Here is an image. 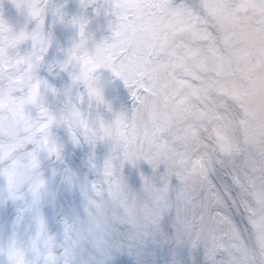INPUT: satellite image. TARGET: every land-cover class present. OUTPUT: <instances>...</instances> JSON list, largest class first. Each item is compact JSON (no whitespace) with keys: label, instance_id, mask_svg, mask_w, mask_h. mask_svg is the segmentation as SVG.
<instances>
[{"label":"clouds","instance_id":"clouds-1","mask_svg":"<svg viewBox=\"0 0 264 264\" xmlns=\"http://www.w3.org/2000/svg\"><path fill=\"white\" fill-rule=\"evenodd\" d=\"M48 5L49 0H38L36 6ZM93 44L89 40V50ZM70 68L78 74L79 62L73 61ZM105 72L116 79L112 71L100 67L92 74L95 86ZM80 84L63 90L54 86L55 91L42 84L37 105L26 106L27 125L7 105L0 110V146L6 153L0 156V177L5 180L0 206L11 201L16 207L11 235L0 243L6 264H16L20 250L26 264H49L52 253L55 264H111L125 254L134 264H156L157 250L168 245L171 259L165 264H179L178 250L197 245L201 264H264V201L249 208L246 244L237 238V223L220 220L211 205L201 203L203 175L189 174V169L202 149L192 136L174 142L188 126V117H171L165 136L128 144L115 131V121L123 117L134 126L147 123L151 98L136 105L129 116L125 108L115 109L105 98L89 95L85 87L81 91ZM0 91L5 100L20 94L9 92L6 82ZM129 152L136 154L137 169H142L140 157L153 159L151 171H141L138 186L130 180ZM173 175L178 183L170 192ZM45 208L56 213V232L49 229ZM169 208L177 213L178 233L162 230L153 217L152 239L141 238V225L148 226L150 215ZM185 226L191 234L184 233ZM213 233L217 239L210 242ZM216 245L225 257L221 261L208 251Z\"/></svg>","mask_w":264,"mask_h":264},{"label":"rangeland","instance_id":"rangeland-1","mask_svg":"<svg viewBox=\"0 0 264 264\" xmlns=\"http://www.w3.org/2000/svg\"><path fill=\"white\" fill-rule=\"evenodd\" d=\"M58 6L61 7L63 19L54 14ZM206 11L211 12L222 33L225 48L231 55L227 57L218 50L216 52L221 86L219 92L226 94L224 88H228L234 77H238L233 72L231 60L236 59L242 71L243 85L235 92L241 95L239 104L243 113L242 128L248 140L257 139L258 142L249 147L253 158L248 177L252 179L264 174V55L260 52L264 48V0H93L91 3L88 0H49L43 35L49 39L50 46L42 65L64 75L72 85L69 74L72 69L61 70L59 64L67 58L73 45L82 40L84 50L80 54L86 52L91 64H101L100 67L112 71L116 78L106 72L100 76L97 86L101 89L102 99L105 98L115 109L125 108L131 116L136 105L151 98L145 113L147 123L134 126L127 118L116 119L115 131L121 138L126 143L133 144L139 143L142 138L165 136L170 128L169 119L185 116V109L178 99V89L173 85L176 70L172 43L181 34H188L194 42L207 41L209 32L205 27ZM74 19L87 22L83 37L78 26L72 23ZM187 19L192 20L191 25L186 24ZM0 20L16 34L22 31L31 33L37 25V20L29 14L28 9L17 8L13 0H0ZM89 40L94 41L91 50L88 49ZM32 48L31 39H27L16 49L8 51L13 56L17 52L26 55ZM37 74L48 80L42 71L37 70ZM79 87L81 91L84 90L83 84ZM189 134L188 128L181 129L174 142L187 139ZM222 148L223 157L228 159L229 153ZM128 155L131 160L130 180L138 186L141 171L150 172L153 159L140 157L142 169H137L136 154L129 152ZM191 165L189 174H197L195 164ZM255 167L259 168L257 172L253 171ZM159 171H163V165ZM176 183L178 178L173 175L169 183L170 192L172 185ZM260 188L264 189L263 185L252 184L251 190L258 199L261 195L258 191ZM44 212L49 220L50 231H57L56 213L48 208ZM3 214L4 218L1 216L0 222L8 219L6 212ZM153 217L162 230L169 234L178 233L180 226L175 210L159 209L150 215L147 227L141 225V238L149 241L152 239L150 229ZM11 222L14 224L12 220ZM12 227L6 226L1 230L2 242L11 235ZM184 233L191 234V228L185 226ZM170 248L171 245H168L163 250H157L156 264H165V260L171 259ZM198 248L179 249V264H195ZM126 258L131 259L134 264L130 256L127 255ZM47 259L49 264H55L56 253L49 255ZM0 261L1 264H6L5 257L0 256ZM16 262L26 264L23 250L16 253Z\"/></svg>","mask_w":264,"mask_h":264},{"label":"bare ground","instance_id":"bare-ground-1","mask_svg":"<svg viewBox=\"0 0 264 264\" xmlns=\"http://www.w3.org/2000/svg\"><path fill=\"white\" fill-rule=\"evenodd\" d=\"M205 15V27L209 32L207 41L194 42L188 34H181L172 43L176 70L173 85L178 89V99L185 109V116L188 117V137H195L202 149L201 155L192 160L197 174H202L205 181L201 203L211 205L220 220L237 223V238L246 244L250 238L247 219L251 214L249 208L256 202L264 201V189L258 190L261 194L258 199L251 190L252 184L264 187V174L256 175L252 179L248 177L251 173L249 165L253 158L249 147L258 142L257 139L248 140L242 128L243 114L239 104L241 95L235 93L236 89L243 85L242 71L240 65H237L238 61L231 60L233 72L238 77H234L231 85L224 88L226 94H221L216 52L218 50L227 57L231 55L225 48L222 33L216 26L211 12L206 11ZM186 24L191 25L192 20L187 19ZM59 39L63 43L61 36ZM38 70L42 71L49 83L57 89L63 90L71 86L66 77L56 70L47 69L44 65ZM222 147L229 153L228 159L223 157ZM257 170L258 167L253 169L256 172ZM4 182V178L0 177V195L5 189ZM65 206L67 207V203ZM5 212L8 219L6 222H0V232L6 226H13L11 220L15 222L16 207L11 201L0 206V217ZM56 219L55 215V221ZM58 227L57 224V229ZM216 239L215 233L209 236L210 242ZM1 240L0 238V243ZM208 251L216 261L225 259L221 255L222 249L219 245L209 246ZM126 256L127 254L117 255L111 264H128L124 258ZM195 264H201L199 253Z\"/></svg>","mask_w":264,"mask_h":264},{"label":"snow or ice","instance_id":"snow-or-ice-1","mask_svg":"<svg viewBox=\"0 0 264 264\" xmlns=\"http://www.w3.org/2000/svg\"><path fill=\"white\" fill-rule=\"evenodd\" d=\"M17 8L26 7L29 14L37 20L36 28L31 32L13 33L9 26L0 20V84L7 83L9 92H18L19 95L9 96L7 100L0 91V110L6 105L9 110L19 119L23 120L27 125L29 115L26 114V106L37 105V97L42 84L50 86L55 91V87L50 85L48 80L41 78L37 74V70L41 67L45 53L48 51L50 41L43 35V25L45 23L46 7H37L38 0H13ZM47 2V0H45ZM89 3L93 0H88ZM54 14L63 19L61 7H56ZM72 23L78 26L80 35H84V27L86 21L74 19ZM31 39L33 48L26 55L19 54L10 55L9 49H16L17 46ZM83 41H79L73 45L68 52V58L59 64L61 70L68 71L73 61H78L80 71L78 74L69 72L72 83H82L87 89L89 95H95L102 99L101 89L93 84V73L101 64H91L87 59V53L80 54ZM51 70V69H50ZM41 115L45 114L43 108L40 109ZM15 145L9 147L11 151ZM0 146V156L6 154ZM6 176L7 172L4 173ZM9 184L11 180L9 178ZM17 264V262H16Z\"/></svg>","mask_w":264,"mask_h":264},{"label":"water","instance_id":"water-1","mask_svg":"<svg viewBox=\"0 0 264 264\" xmlns=\"http://www.w3.org/2000/svg\"><path fill=\"white\" fill-rule=\"evenodd\" d=\"M261 55H264V49H261Z\"/></svg>","mask_w":264,"mask_h":264}]
</instances>
